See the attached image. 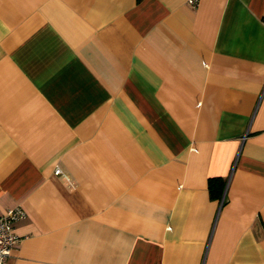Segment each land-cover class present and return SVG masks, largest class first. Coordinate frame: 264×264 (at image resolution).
I'll use <instances>...</instances> for the list:
<instances>
[{"label":"crops","instance_id":"0c3cea01","mask_svg":"<svg viewBox=\"0 0 264 264\" xmlns=\"http://www.w3.org/2000/svg\"><path fill=\"white\" fill-rule=\"evenodd\" d=\"M15 206L6 264H264V0H0Z\"/></svg>","mask_w":264,"mask_h":264},{"label":"built area","instance_id":"2783aa9c","mask_svg":"<svg viewBox=\"0 0 264 264\" xmlns=\"http://www.w3.org/2000/svg\"><path fill=\"white\" fill-rule=\"evenodd\" d=\"M187 2L194 7L198 5L199 0H187ZM54 173L63 174L59 167L55 168ZM24 216L25 213L19 206L9 208L0 215V264H6L11 249L20 240L14 230V223Z\"/></svg>","mask_w":264,"mask_h":264},{"label":"trees","instance_id":"16d2710c","mask_svg":"<svg viewBox=\"0 0 264 264\" xmlns=\"http://www.w3.org/2000/svg\"><path fill=\"white\" fill-rule=\"evenodd\" d=\"M208 188L211 197H220L223 189V182L221 179L209 178Z\"/></svg>","mask_w":264,"mask_h":264}]
</instances>
